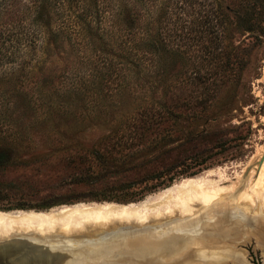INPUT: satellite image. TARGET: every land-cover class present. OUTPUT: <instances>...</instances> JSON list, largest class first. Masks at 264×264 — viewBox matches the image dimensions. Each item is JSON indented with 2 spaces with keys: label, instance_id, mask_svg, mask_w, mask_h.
I'll return each mask as SVG.
<instances>
[{
  "label": "rangeland",
  "instance_id": "374dc122",
  "mask_svg": "<svg viewBox=\"0 0 264 264\" xmlns=\"http://www.w3.org/2000/svg\"><path fill=\"white\" fill-rule=\"evenodd\" d=\"M8 1L12 6L0 15V132H5L0 133V211L50 212L82 203H138L192 178L177 177L168 186L147 192L159 184L152 179L158 172L181 163L192 164L200 157L211 158V166L195 176L218 170L222 179L216 197L194 202L189 210H162L155 217L135 222L80 221L44 231L0 233V239L33 233L80 242L123 231L128 242L151 237L161 240L179 237L175 227L194 220L213 229L224 213L216 209L207 215L211 204L224 200L245 209L251 203L244 200L264 197V159L260 165L264 157V0H216L232 9L224 10L228 16L226 42L239 49L230 52V58L237 54L246 64L240 84L234 78L228 80L211 109L196 113V117L183 114L187 118L180 124L166 126L163 132L160 128L139 148L143 141L138 134L151 113L148 102L163 94H181L185 77L196 62L175 56L167 71L160 73L150 55L149 61L139 66L136 59H125L128 52L118 45L124 43L126 29L121 18H126L134 31L135 36H128L127 42H136L138 0H109L110 8L115 7L113 12L120 17L105 21V31L91 27V32L82 35L79 29H60L58 24L66 19H60L62 10L54 7L52 30L58 39L52 40L45 28H36L34 48L27 38L36 14L33 0ZM168 134L169 139L154 144ZM138 151H142L139 157ZM130 155L135 157L128 158ZM128 192L138 196L132 195L127 202L123 194ZM104 195L118 201L95 200ZM243 213L235 209L227 210L226 215L232 216L233 222L234 216ZM225 250L229 252L212 250L217 253L204 252L198 260H178L209 264L211 258L217 264H231V259L238 264L228 255L232 253L243 264V254L250 264H264V244L255 235L229 244Z\"/></svg>",
  "mask_w": 264,
  "mask_h": 264
},
{
  "label": "trees",
  "instance_id": "16d2710c",
  "mask_svg": "<svg viewBox=\"0 0 264 264\" xmlns=\"http://www.w3.org/2000/svg\"><path fill=\"white\" fill-rule=\"evenodd\" d=\"M233 1V0H229ZM12 6L8 0H0V15ZM62 10L58 24L62 30L79 29L81 35L92 31L94 27L98 31H105V21L113 17H120L110 8L109 0H33L32 10L36 12L27 35L29 45L35 47L36 28H45L52 40L58 39V34L52 30V10L57 7ZM231 11V6H223L216 0H138V39L129 40L128 36H135L132 27L123 20L122 25L126 28L123 33L124 43L118 44L128 55L125 59H136L138 66L144 61H149L147 55L153 57L154 67L160 73H165L169 68L170 59L180 56L185 59L187 56L196 62L194 69L189 76L185 77L182 93L168 97L163 96L157 101L148 102L151 106L146 125L142 126L138 134V148L144 145L147 137L159 133L163 127L175 126L181 120L187 118L183 114L188 113L192 117L195 114L208 111L216 104L218 93L226 86L227 81H233L239 85L243 70L246 66L238 55L230 58V52H237L239 49L229 47L227 44V29L225 11ZM117 11V10H115ZM115 15V16H114ZM75 19V20H74ZM55 23V21H53ZM39 25L40 27H38ZM77 32V31H76ZM1 33V29H0ZM92 35V34H91ZM4 45V44H3ZM137 47V48H135ZM229 47L230 50L227 49ZM136 52L135 56H131ZM158 75L161 76V74ZM5 134V132H0ZM170 134L154 140L155 145H160ZM148 143V142H147ZM225 145L222 146L224 148ZM145 148V147H144ZM142 153L138 151V157ZM135 157L130 155L128 158ZM201 158V157H200ZM198 158L192 164L181 163L158 172L152 179L159 184L150 186L146 191L154 192L158 187L168 186L177 177H193L201 171L208 169L211 158ZM104 162V161H103ZM180 169V170H178ZM127 197L125 201L130 202L132 195L123 194ZM138 196V195H137ZM96 201H118L113 196L104 195L95 198Z\"/></svg>",
  "mask_w": 264,
  "mask_h": 264
},
{
  "label": "bare ground",
  "instance_id": "6f19581e",
  "mask_svg": "<svg viewBox=\"0 0 264 264\" xmlns=\"http://www.w3.org/2000/svg\"><path fill=\"white\" fill-rule=\"evenodd\" d=\"M215 175L216 178L213 177ZM221 179L222 174L219 173L218 170L217 172L209 170L203 175L184 179L182 182L162 190L143 201L128 205L112 203H82L71 206H59L52 209L50 212L46 211L35 213L33 211H15L5 213L0 211V233L33 230L44 231L46 227L60 226L63 224L70 226L71 224L74 225L75 222L77 223L80 221H95L97 223L107 221L125 222L134 220L135 222L137 220L149 219L150 216L155 217L162 210L166 211V213H171L173 208L183 211L189 210L193 208L191 204L203 201L206 202L216 197L219 192ZM262 196H254L255 198L249 199L250 201L242 199L247 203H251L249 204V208L244 207L246 210L240 208L241 206H239L236 202L227 203L224 200H222L221 204L209 205L206 211L207 215L216 213L218 211L216 209H219V211L222 210L224 213L223 219L219 220L214 226H212L213 229H209V227L206 228L207 226L201 227V221L194 220L187 223L185 227H175L174 231H177V233L180 234L179 237L162 238L161 240L154 237L152 239L151 237L140 240L138 239V242H128L129 238L125 236L123 231H115L101 236L100 239L113 237L118 239V243L127 239L126 244L125 242H122V244L127 245L128 242V246L133 248V250L130 249V251L137 253L136 260L135 258H132L131 260L134 262H130L131 264H139V262L143 259V254L151 255V264H182L183 261L181 262L178 259L183 258L186 260L188 258V261H190L193 258L198 260L201 259V255L204 254V252L208 253L210 251L212 253V250L218 251V253L229 252L225 250V246H229V244H237L242 240H249L252 235H255L257 241L263 243L264 205L262 203L264 202V197ZM235 209L244 210L245 214L243 213V216L241 217L234 216L235 220L232 222V216L228 217L229 215L227 216L226 212L227 210L232 211ZM15 235L19 234H14L12 236ZM214 242H216L218 246ZM200 246L203 248H197ZM215 253L217 252L212 254ZM229 254L234 260H237L236 263L243 264V261H241L242 259L238 256L232 253H228V255ZM141 262L145 263L144 260ZM112 264L114 263L112 262Z\"/></svg>",
  "mask_w": 264,
  "mask_h": 264
},
{
  "label": "water",
  "instance_id": "95a60500",
  "mask_svg": "<svg viewBox=\"0 0 264 264\" xmlns=\"http://www.w3.org/2000/svg\"><path fill=\"white\" fill-rule=\"evenodd\" d=\"M126 241L118 243L116 238L105 237L74 242L58 236L43 238L35 234H19L0 240V264H131L137 253L130 251L133 248L128 242L125 245ZM143 260L151 264V255L143 254Z\"/></svg>",
  "mask_w": 264,
  "mask_h": 264
},
{
  "label": "flooded vegetation",
  "instance_id": "af4514ba",
  "mask_svg": "<svg viewBox=\"0 0 264 264\" xmlns=\"http://www.w3.org/2000/svg\"><path fill=\"white\" fill-rule=\"evenodd\" d=\"M255 242H256V240H255ZM263 244H264V239H263ZM260 249V248H259ZM260 251L262 252V250L260 249ZM263 253V252H262ZM243 258H244V264H248L249 262H246V260H245V254H243ZM208 260H211V261H214V260H212L211 258H209ZM216 264H217V262L216 261H214ZM227 262V261H226ZM229 262L231 263V264H235L234 263V261H232L231 259L229 260ZM250 264V263H249Z\"/></svg>",
  "mask_w": 264,
  "mask_h": 264
},
{
  "label": "crops",
  "instance_id": "0c3cea01",
  "mask_svg": "<svg viewBox=\"0 0 264 264\" xmlns=\"http://www.w3.org/2000/svg\"><path fill=\"white\" fill-rule=\"evenodd\" d=\"M245 259H246V258H245ZM246 262H247V261H246ZM209 264H216V263H215L214 261H213V262H211V261H210V263H209Z\"/></svg>",
  "mask_w": 264,
  "mask_h": 264
}]
</instances>
